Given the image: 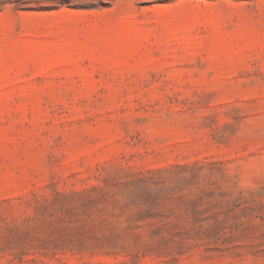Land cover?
I'll use <instances>...</instances> for the list:
<instances>
[{
    "label": "rangeland",
    "instance_id": "374dc122",
    "mask_svg": "<svg viewBox=\"0 0 264 264\" xmlns=\"http://www.w3.org/2000/svg\"><path fill=\"white\" fill-rule=\"evenodd\" d=\"M0 264H264V0H0Z\"/></svg>",
    "mask_w": 264,
    "mask_h": 264
}]
</instances>
